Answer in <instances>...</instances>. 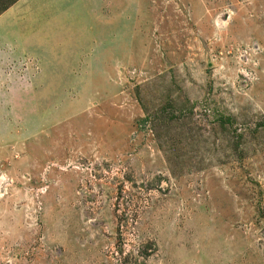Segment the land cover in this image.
<instances>
[{
    "label": "rangeland",
    "instance_id": "obj_1",
    "mask_svg": "<svg viewBox=\"0 0 264 264\" xmlns=\"http://www.w3.org/2000/svg\"><path fill=\"white\" fill-rule=\"evenodd\" d=\"M15 74L0 264H264V0H15Z\"/></svg>",
    "mask_w": 264,
    "mask_h": 264
},
{
    "label": "crops",
    "instance_id": "obj_2",
    "mask_svg": "<svg viewBox=\"0 0 264 264\" xmlns=\"http://www.w3.org/2000/svg\"><path fill=\"white\" fill-rule=\"evenodd\" d=\"M5 28L6 27H2V30L4 31ZM31 80L32 81H39V80L40 81H42V80L45 81L46 79L45 78H39L38 75H29V74H27V75L26 74L25 75H23V74H15V75H12L10 77L9 76H5V75H2V77H0V82H4L6 84L13 83V82H22V81L30 82ZM5 85H4V87H5ZM9 87L8 88H5V91H6L7 94H9Z\"/></svg>",
    "mask_w": 264,
    "mask_h": 264
},
{
    "label": "trees",
    "instance_id": "obj_3",
    "mask_svg": "<svg viewBox=\"0 0 264 264\" xmlns=\"http://www.w3.org/2000/svg\"><path fill=\"white\" fill-rule=\"evenodd\" d=\"M15 0H0V14L4 12L8 5H11Z\"/></svg>",
    "mask_w": 264,
    "mask_h": 264
}]
</instances>
